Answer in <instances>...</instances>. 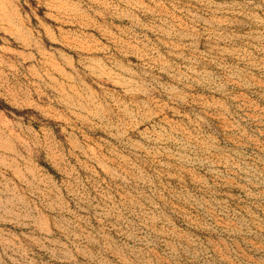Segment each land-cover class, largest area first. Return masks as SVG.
<instances>
[{"label":"rangeland","instance_id":"rangeland-1","mask_svg":"<svg viewBox=\"0 0 264 264\" xmlns=\"http://www.w3.org/2000/svg\"><path fill=\"white\" fill-rule=\"evenodd\" d=\"M0 264H264V0H0Z\"/></svg>","mask_w":264,"mask_h":264}]
</instances>
